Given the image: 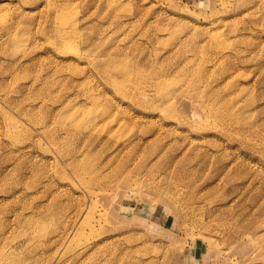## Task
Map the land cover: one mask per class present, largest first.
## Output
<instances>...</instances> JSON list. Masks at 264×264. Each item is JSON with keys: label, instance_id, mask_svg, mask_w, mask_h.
Segmentation results:
<instances>
[{"label": "rangeland", "instance_id": "rangeland-1", "mask_svg": "<svg viewBox=\"0 0 264 264\" xmlns=\"http://www.w3.org/2000/svg\"><path fill=\"white\" fill-rule=\"evenodd\" d=\"M260 1L0 0V264H264Z\"/></svg>", "mask_w": 264, "mask_h": 264}, {"label": "bare ground", "instance_id": "bare-ground-1", "mask_svg": "<svg viewBox=\"0 0 264 264\" xmlns=\"http://www.w3.org/2000/svg\"><path fill=\"white\" fill-rule=\"evenodd\" d=\"M261 3V1L260 0H258V2H257V4L256 5H259ZM105 72L111 77V75H112V78L113 79H117V78H120V79H122V78H124V74H123V69L122 68H120V67H118L117 65H115V64H113V65H110V66H107V67H105ZM198 82V80H196V82H194V83H197ZM193 86H195L194 84H193ZM206 92V91H205ZM170 93L169 94H167L166 96H165V98L164 99H162V102L163 103H166V102H168V101H170ZM226 108V107H225ZM234 108V106L232 105V109ZM211 109H214V107L213 106H211ZM227 109V108H226ZM216 113L218 114V116H219V118L222 120V119H225L226 117H227V115H228V117H230V118H233L235 115H234V113H233V115H230V114H228V113H226L222 108H220V107H216ZM233 121H237L236 120V118H235V120H233ZM235 124V123H234ZM236 124H239V123H236ZM79 229H80V227L75 231V233H74V235H75V237L79 234ZM89 248V246L87 245V246H85L82 250L85 252V251H87V249Z\"/></svg>", "mask_w": 264, "mask_h": 264}]
</instances>
